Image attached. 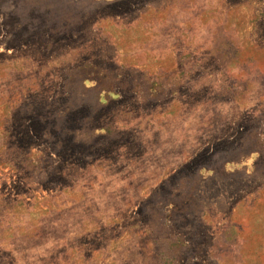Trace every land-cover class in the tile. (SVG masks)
<instances>
[{
    "label": "rangeland",
    "instance_id": "obj_1",
    "mask_svg": "<svg viewBox=\"0 0 264 264\" xmlns=\"http://www.w3.org/2000/svg\"><path fill=\"white\" fill-rule=\"evenodd\" d=\"M0 264H264V0H0Z\"/></svg>",
    "mask_w": 264,
    "mask_h": 264
}]
</instances>
